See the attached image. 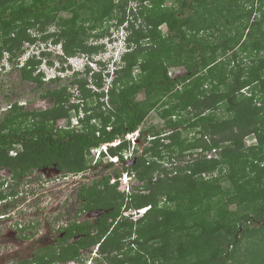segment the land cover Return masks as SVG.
Instances as JSON below:
<instances>
[{"label":"trees","instance_id":"obj_1","mask_svg":"<svg viewBox=\"0 0 264 264\" xmlns=\"http://www.w3.org/2000/svg\"><path fill=\"white\" fill-rule=\"evenodd\" d=\"M132 1L137 5L135 11L128 7ZM167 1L0 0V60L6 54L21 78L38 85L44 74L37 67L50 52L41 50L40 57L32 54L17 66L26 44L39 40L59 44L61 61L77 56L92 59L102 45L88 40L105 33L102 24L128 22L130 30L129 49L115 63L109 87L105 88L100 71L86 67L82 70L90 75L79 77L78 70H72L67 83L60 84V76L48 79V85H55L46 87L41 97L50 99V106L26 109L15 101L4 110L0 116V168H7L14 177L47 167L64 174L85 172L90 167L91 147L136 131L151 110L169 128L152 132L140 128L142 151L134 149L129 165L80 187L78 198L84 200L79 211L101 208L98 218L69 221L62 236L46 251L38 250L30 261L17 264H65L78 259L81 247L93 245H98L96 252L107 264H264V30H260L264 12L250 22L254 3H260V9L264 0H248L251 5L246 13L222 22L211 13V23H205V15L199 22L192 18L200 12L194 5L206 9L209 0H182L174 10L163 8ZM221 2L226 4V0ZM223 5L219 14L226 16L223 11L232 10ZM186 7L192 11L185 15ZM139 16L144 21L136 28ZM234 19L241 20L234 24ZM219 23L222 27L239 24L242 30L238 28L232 35L222 32L223 39L218 41L195 37L207 28L212 35ZM160 25L166 26V36ZM247 25L246 38H242ZM98 28L101 30L94 32ZM143 39L149 40L147 46ZM237 46L251 58L249 66L238 61ZM231 61L234 66L230 67ZM170 66H184L185 72L172 77ZM205 81L210 87H204ZM250 86V93H244ZM70 87L79 94L77 102H71ZM257 92L260 104L255 100ZM140 94L143 98L138 99ZM81 104V125L69 128L71 115L79 116ZM219 107L228 116L215 120L213 114ZM182 111L186 116L180 115ZM58 119H66L67 124L58 126ZM197 126L200 137L188 140L182 136L183 128ZM251 133L258 141L245 147L244 138ZM129 146L123 140L109 147V152L123 160L121 153ZM218 147L219 157L202 154ZM193 148L201 151L183 165L169 168L162 163L163 159L180 160ZM123 171L139 181L127 193L118 190V181L110 182ZM4 196L0 192V198ZM162 198L163 205L159 203ZM230 204L236 207L228 210ZM122 206L146 209L143 216L132 219L123 214ZM74 236L78 237L70 241ZM241 245L243 251L231 262Z\"/></svg>","mask_w":264,"mask_h":264},{"label":"rangeland","instance_id":"obj_2","mask_svg":"<svg viewBox=\"0 0 264 264\" xmlns=\"http://www.w3.org/2000/svg\"><path fill=\"white\" fill-rule=\"evenodd\" d=\"M182 0H168L163 4V8L174 10V8H177L179 4H181ZM225 2V1H223ZM223 2H221V5L219 3V0H209L204 4L205 8H201V6L196 7V4L194 5V10L197 8L198 12L200 9V12L204 10V13H194L192 18L197 21L200 17L206 18L205 23H211V18L219 17L220 22L224 21L225 19H233L230 18V16H235L238 13L247 12L248 8H250L251 2L248 0H226V4L223 5ZM148 7L150 6L149 3L147 4ZM227 5L230 6L231 12L228 13L227 10H224L223 13L226 16L219 14V9L221 6ZM260 5V3L255 2L254 3V12L251 16L250 22L252 20L260 19L262 16V12H264V6L260 9H257V7ZM135 11L137 8V5L132 1L128 5V7ZM129 9V8H128ZM192 9L189 10L188 7L185 8V15L190 13ZM212 13V15H211ZM132 18V16H131ZM243 22H246L247 16L244 15L243 18H241ZM240 19V20H241ZM240 20L234 19V24H237L240 22ZM144 21L142 16H139L138 19L135 21V26L138 28L140 23ZM199 22V21H197ZM249 22V23H250ZM129 24L128 22H126ZM118 25V26H117ZM248 26V25H247ZM53 28V26H50V30ZM103 32L105 29V33L99 37L94 38L90 37V40L88 42L98 43L102 45L100 48V52L96 55H93L92 59L87 58L86 56H77L68 58L67 60L61 61V48L59 45H54L49 42H41L40 40L32 45H25L26 46V52L24 55H21V57L18 59L19 64L17 66H20L21 63L24 62L25 58L28 56H31V54L39 55V52L43 49L46 52H50L47 57L43 56L42 63L37 67V70H41L44 74L43 81L41 85H38L35 81L30 79H23L21 78V74L18 71V67H13V64L10 61H7L6 56L0 60V116H2V113L4 110H6L10 104L13 102H18L19 104H23L24 108L26 109H44L51 105V101L48 98L41 97V94L46 89V87L50 86L53 87L55 84H47L49 83L48 79L52 78L54 76H57V69H65L66 66H68V69L65 70L64 75L60 77V80L58 81L60 84L67 83L68 79H72L71 71L78 70L80 75L79 77H88L90 74H87L86 71L83 72L82 69H85L86 67H89L93 71H100L102 80L106 82L108 85V82L110 78H108V75L106 74V71L109 69L111 70V63L113 58L115 57V54L120 49V42L118 41V37L120 36V31L123 33L124 29L120 27V24H117L115 20H111L109 22H105V24H102ZM240 28L241 25H236L235 27L231 25L225 24L223 27L221 23L217 24V27L214 28V33L210 35L211 28L202 29L197 34H195L196 38L202 39V41H205V39L209 38L211 41H218L222 40L223 33L226 32L229 35H232L236 32V30ZM249 29V26L246 27L243 30V36L242 38H246L247 30ZM101 30V28L97 29L94 32H97ZM120 30V31H119ZM123 30V31H122ZM160 32L166 36V26L160 25L159 28ZM242 30V29H241ZM261 31L264 30V23L262 27L260 28ZM213 31V29H212ZM31 32L34 33V30L31 29ZM126 33H129L127 30ZM258 33V32H257ZM248 38V36H247ZM149 40L143 39L142 44L144 46H147ZM236 51H238V61H242V65L247 67L249 66L251 62V58L246 55L245 52H241V47L237 46ZM240 51V52H239ZM37 55V56H38ZM229 54L227 55V57ZM40 57V55H39ZM225 55L223 58H227ZM16 60V59H15ZM52 61L53 64H49L48 62ZM234 66V63L230 62V67ZM169 75L174 77L176 75L183 74L185 72L184 66H170L168 68ZM37 71H35L36 73ZM137 72V71H136ZM90 78V77H89ZM106 85V86H107ZM91 87L92 84H90ZM253 86V85H252ZM250 86L249 88L244 89V93L248 94L250 93ZM204 87H210L209 81H205ZM220 89L224 90L225 85H221ZM258 89V86L255 90ZM70 91L73 92L71 96V102H77L78 101V92L74 90L73 87H70ZM138 99L143 98V94H140L137 96ZM104 101L107 100V97L103 98ZM258 104L262 103L260 98V93H256V99ZM89 102V100H88ZM96 102V101H95ZM81 103V102H80ZM83 104V103H82ZM81 104V105H82ZM90 104V102H89ZM80 105V113L83 114V105ZM94 105V102L92 103ZM106 106H109V103L107 102L105 104ZM207 113V111L205 112ZM215 114L213 116L216 119H222L228 116V113L225 111L224 107H219L214 111ZM182 116H186V111H182L180 113ZM79 116H76L75 114L71 115L69 128L76 126L79 127L81 124L78 120ZM94 121V120H92ZM67 124L66 119H58L57 125L63 126ZM141 130H147L148 132H152V130H161V131H169V128L165 127L164 120L160 117L158 112L153 109L151 110L148 115L145 117L142 124L139 126ZM200 126L197 127H188L183 128L182 136L187 138L188 140H192L195 137H200L201 133L199 132ZM141 133H139V136ZM206 138L209 139L210 135L207 133ZM132 141V139H131ZM134 143L136 144L135 148H139V151H142V144L138 145L137 139H133ZM168 140H165L167 142ZM257 137L255 133H251L244 138V144L245 147H249L251 144L257 143ZM220 147L216 149H211L208 151H203L202 154L206 157H219L220 153L219 150H221ZM201 150L198 148H193L187 150L184 155L179 160L178 158H173L170 160L163 159L162 163L164 165H167L169 168H171L173 165L176 164H185L188 161H190L193 157L197 156V153ZM15 150L11 151L10 154H14ZM125 152V151H124ZM167 153H165L166 156ZM93 156V155H92ZM167 158V157H166ZM91 159V158H90ZM107 159V158H106ZM105 157L101 162L96 165L94 164V158L90 161V167L86 170V173H83L82 176L74 177L72 174H63L62 172H58L52 169L45 170V169H36L35 171L29 173L28 176L21 177V178H12L13 182H9V185L11 184V187H17V190L15 191L14 195L9 196L11 198L10 204L6 206V210L10 211L11 217L0 220V264H9L10 262L16 263L17 259L27 256L29 254L30 249L32 248V242H33V248L36 251L37 249H40L41 252L46 251L47 247L54 242V238L58 237L61 229H59L58 226H61L63 224H67L69 221H83V220H89L93 221L94 219L98 218V215L103 211L101 208H92L90 210H81L80 207L83 204L82 198H78V191L81 186L85 184H89L92 180L95 178H99L103 176L104 174H107L109 172L112 173V170L114 168H118L122 166V163H117L112 166L107 165L108 159L106 160ZM7 169V168H6ZM46 171V172H45ZM51 171V172H50ZM1 173L4 176H9L8 169L5 170V173L1 171ZM217 171H215V174ZM21 183L20 182H24ZM19 182V183H17ZM222 182L224 185H227V181L222 178ZM15 183V184H14ZM130 183L129 190H131L132 186H138L139 181L132 177L130 181V177H127L120 181L118 183V190L122 191L128 188L125 184ZM121 184V185H120ZM4 186V184H3ZM10 186L8 188L3 189V194H9L10 195ZM19 191V192H18ZM18 192V193H17ZM223 199H225V196H223ZM165 199L162 198L160 200V204H164ZM13 202V203H12ZM123 207V214L129 215L132 217V219H136L138 217H141L144 215V212L138 211L135 208H124ZM236 206L234 204H230L227 206L228 210H233ZM31 224L33 226V230L31 228H28L29 226H26L24 229H20V226L27 225V223ZM33 231V241H30V236H23L20 238V235L28 234ZM78 236H74L70 239V241L74 240ZM54 245V244H53ZM52 245V246H53ZM243 246L238 247L235 255L233 258L230 259L232 262L234 259H237L238 256H240L241 252L243 251ZM94 247V246H93ZM230 249V248H229ZM73 261V262H72ZM68 262H72L74 264H107L106 261L101 257V255L94 251V248L92 246L88 247H81L80 254L78 256V259L75 260H69ZM56 264H64L62 262H58ZM65 264H68L67 261ZM238 264V263H237ZM242 264V263H241Z\"/></svg>","mask_w":264,"mask_h":264},{"label":"clouds","instance_id":"obj_3","mask_svg":"<svg viewBox=\"0 0 264 264\" xmlns=\"http://www.w3.org/2000/svg\"><path fill=\"white\" fill-rule=\"evenodd\" d=\"M120 27H122V29H124V32L122 33L120 30V36L118 37V41L120 42V49H119V51L115 54V57L113 58V60H112V62L110 61V63H111V70H107V71H109L110 72V75L108 76V78H110V80H109V82H108V85L106 84V82H105V88H107V87H109L110 86V84H111V80H112V76H113V70L116 68V64L115 63H119L120 62V60H121V58H122V55L126 52V51H128V49H129V45H130V41L128 40V36H129V33H130V30L128 29V24L125 22V23H122V24H120ZM127 30L129 31V33H126L127 32ZM123 31V30H122ZM57 45H59V44H57ZM60 46V45H59ZM44 49V48H43ZM42 49V50H43ZM24 55V54H23ZM32 55V54H31ZM38 55V54H37ZM6 56V59H7V55L5 54L4 55V57ZM29 57V56H28ZM72 58V57H71ZM26 59V58H25ZM22 64V63H21ZM67 67V66H66ZM68 70H70L69 68H67ZM107 71H106V73H107ZM64 72H65V70H58L57 69V76H62V75H64ZM55 77V76H54ZM107 85V86H106ZM84 116V113L83 114H81V113H79V117H83ZM108 129V128H107ZM136 131H138L139 133H140V128H138ZM136 131H134V132H136ZM134 132H132V133H134ZM129 134H131V133H127L126 135H125V137L124 138H121V137H119V138H117V139H115V140H113V141H111V142H106V143H100L99 145H97V146H93V147H91L90 148V150H89V157L91 158V159H93L94 158V164L93 165H96L97 163H99V161H101V160H103L104 159V157H105V159L107 158L109 161L108 162H112L113 164H117V163H122V165H129L130 163H131V160H132V158H134V156H135V152H134V149H135V147H136V144L137 143H134V141L132 140L131 141V138H128V135ZM139 134H138V136L135 138V139H137V142L139 143ZM134 139V140H135ZM116 140H118L119 142L118 143H116V144H112V142H114V141H116ZM123 140H127V141H129V143H130V146H129V148L128 149H126V150H124L121 154H122V158H123V160H121V158H120V156H118V155H111L110 154V152H109V147H111V146H117V145H119L120 143H121V141H123ZM106 146V148L104 149V147L103 146ZM135 146V147H134ZM143 147V146H142ZM92 149H96V150H99V154L98 155H95V154H93L92 153ZM13 150H15V149H12L11 151H13ZM10 151V152H11ZM16 151V150H15ZM14 154H15V152H14ZM14 154H12V155H14ZM128 155L127 157H125V155ZM93 155V156H92ZM106 159V160H107ZM45 170H50V169H52V167H47V168H44ZM5 170H7L6 168H0V192H3V189L4 188H8V186H10V188H11V190H10V195L9 194H6L3 198H0V214L1 215H3V216H1L0 218L1 219H7V218H9V217H11V214L9 213L10 211H8V210H6V206L9 204V202L11 201L10 199L11 198H9V196H11V195H14L13 193H12V190H17V187H11V184L9 185V182L11 183V181L13 180L12 178H16V177H14L13 175H12V173L9 175V176H4L2 173H1V171L3 172V173H5ZM36 169H34V170H32V171H30V172H28L27 174H25V175H23V176H21V177H25V176H28L29 175V173H31V172H33V171H35ZM40 170V169H39ZM53 170H55V171H58V170H56V169H54L53 168ZM9 171V170H8ZM40 171H42V170H40ZM46 172V171H45ZM51 172V171H50ZM83 173H86V171L85 172H78V173H65V174H72L74 177H77V176H82V174ZM64 174V173H63ZM21 177H18V178H21ZM127 177H130V181H131V178L132 177H134V175L133 174H131L130 172H127V171H123L122 173H121V175L120 176H118V177H113L111 180H110V182H112V183H114L115 181H118V183H120V181H122L123 179H125V178H127ZM13 182V181H12ZM26 182V180L24 181V182H20V184L21 183H25ZM17 183H19V182H17ZM3 184H4V186H3ZM15 184V183H14ZM121 185V184H120ZM129 185H130V183L128 184V183H126L125 184V186H128V188L126 189V191L125 190H122V192H128V190H129ZM19 192V191H18ZM17 192V193H18ZM13 203V202H12ZM145 209L146 208H143V209H140L139 211H143V212H145ZM30 223V222H29ZM28 224V223H27ZM26 227V225H24V226H20V229L22 230V229H24ZM94 246V247H93ZM92 246V248H94V251L96 252V250H97V247H98V245H93ZM73 262V261H72ZM72 262H67L68 264H74V263H72Z\"/></svg>","mask_w":264,"mask_h":264},{"label":"flooded vegetation","instance_id":"obj_4","mask_svg":"<svg viewBox=\"0 0 264 264\" xmlns=\"http://www.w3.org/2000/svg\"><path fill=\"white\" fill-rule=\"evenodd\" d=\"M9 173L11 174L12 172L9 171ZM0 220H3V219L0 218ZM65 226H66V224H63L61 226H58L59 229H62V230H61L59 236L54 238V240H53L54 242L57 241V238H60L62 236V234L64 233L63 227H65ZM28 228H31L33 230L34 227L33 226H29V227H27V229ZM23 236H30V239L29 240L30 241H33V231H31L30 233L28 232L27 235L23 233L22 235H20V238H22ZM38 250H40V249H37L36 251H38ZM36 251L33 248V242H32V248L30 249L29 254H27V256L17 259L16 263L10 262L9 264H17V263H19V261H30L33 258V256H34V254H35ZM30 264H34V263L31 262Z\"/></svg>","mask_w":264,"mask_h":264},{"label":"built area","instance_id":"obj_5","mask_svg":"<svg viewBox=\"0 0 264 264\" xmlns=\"http://www.w3.org/2000/svg\"><path fill=\"white\" fill-rule=\"evenodd\" d=\"M138 134H139V132L136 131V132H134V133L129 134V135H128V138H131V139L133 140V139H135V138L138 136ZM118 142H119V141L116 140V141L112 142V144H116V143H118ZM103 147H104V149L106 148L105 145H104ZM92 153L95 154V155H98V154H99V150L92 149ZM127 156H128V155L126 154L125 157H127ZM126 187H127V186H126ZM1 216H3V215L0 214V217H1Z\"/></svg>","mask_w":264,"mask_h":264}]
</instances>
